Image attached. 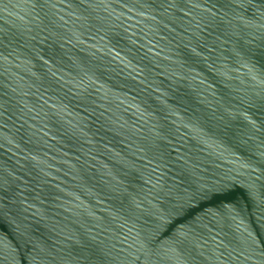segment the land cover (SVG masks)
<instances>
[{
    "label": "water",
    "instance_id": "95a60500",
    "mask_svg": "<svg viewBox=\"0 0 264 264\" xmlns=\"http://www.w3.org/2000/svg\"><path fill=\"white\" fill-rule=\"evenodd\" d=\"M0 264H264V0H0Z\"/></svg>",
    "mask_w": 264,
    "mask_h": 264
}]
</instances>
